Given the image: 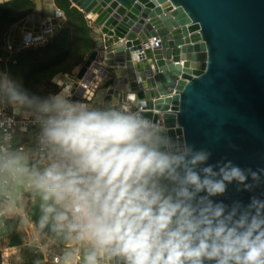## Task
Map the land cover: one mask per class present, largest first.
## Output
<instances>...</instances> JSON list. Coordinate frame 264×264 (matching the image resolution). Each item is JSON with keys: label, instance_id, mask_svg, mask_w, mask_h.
I'll list each match as a JSON object with an SVG mask.
<instances>
[{"label": "clouds", "instance_id": "1", "mask_svg": "<svg viewBox=\"0 0 264 264\" xmlns=\"http://www.w3.org/2000/svg\"><path fill=\"white\" fill-rule=\"evenodd\" d=\"M33 90L0 70V264H264V168L169 135L128 96ZM55 79V78H54ZM19 238L12 244V237Z\"/></svg>", "mask_w": 264, "mask_h": 264}, {"label": "water", "instance_id": "2", "mask_svg": "<svg viewBox=\"0 0 264 264\" xmlns=\"http://www.w3.org/2000/svg\"><path fill=\"white\" fill-rule=\"evenodd\" d=\"M34 2L10 31L15 51L55 35L65 18L55 0ZM70 2L96 26L77 74L86 86L100 81L95 97L128 96L174 139L210 151L211 164L264 168V0ZM261 192L230 186L220 199L247 203Z\"/></svg>", "mask_w": 264, "mask_h": 264}, {"label": "trees", "instance_id": "3", "mask_svg": "<svg viewBox=\"0 0 264 264\" xmlns=\"http://www.w3.org/2000/svg\"><path fill=\"white\" fill-rule=\"evenodd\" d=\"M65 9V17L67 26L61 29L55 37L42 49L31 50L21 55L15 68L26 70L31 76L41 78V80L54 81L55 75L65 73L62 66L72 55V49L78 48L79 52L83 51L82 43H86V53L91 52L95 48V42L84 14L75 8H71L70 4L61 5ZM27 9L33 11L35 4L29 0H16L11 3L0 5V26L14 25L23 20L28 14ZM74 21V23H72ZM71 22V24H70ZM74 29H80V33L71 32ZM80 34L82 38L80 37ZM85 53V54H86ZM84 63L82 58L74 65ZM71 69V68H70ZM67 73V72H66ZM64 75V74H62ZM19 238L13 244H18ZM27 264H31L32 256L25 253Z\"/></svg>", "mask_w": 264, "mask_h": 264}, {"label": "rangeland", "instance_id": "4", "mask_svg": "<svg viewBox=\"0 0 264 264\" xmlns=\"http://www.w3.org/2000/svg\"><path fill=\"white\" fill-rule=\"evenodd\" d=\"M64 3L70 4L71 8H75L74 5L70 2V0H55L56 8L60 11H62L64 14L66 12L65 9L61 8V5H64ZM78 10V9H77ZM27 14H31L33 11H30V9L26 10ZM74 23V21H72ZM71 24V22H70ZM14 25H6V26H0V70H6L8 71L11 76L15 79L20 80L26 88H31L33 90H39L43 89L45 93L50 91H56L58 86H61V82H56V78H58L60 75L64 74H72L77 70L78 68H81L88 57L90 56L91 52L95 49H93L91 52L89 51L86 53L87 45L86 43H82L81 47H83V51L79 52L78 48L72 49V55L70 58H68L65 62V65L61 67V69L64 70L65 73H58L55 75L54 81H48V80H41V78L36 76H31L30 73L26 70L15 68L18 62V58L25 54L26 52H29L31 50H38L42 49L44 46H46L52 39L55 37V35H52L48 37L45 41L37 42L30 44L26 46L25 48L14 50L12 48V45L9 44V34L11 29L15 26ZM67 26V19L66 17L61 21V29ZM90 28L92 29V35H94L93 30L96 29V26H93L89 24ZM59 30V31H60ZM71 32H78L80 33V29H74ZM83 36V34H82ZM81 34L79 38H82ZM96 46V43H95ZM86 53V54H85ZM84 59V63L80 65H74L75 63L79 62V60ZM71 68V69H70ZM67 72V73H66ZM18 237L13 236L11 243L17 241ZM0 248H2L3 256L5 258H10L14 256L17 252V250L14 247H4L2 244H0Z\"/></svg>", "mask_w": 264, "mask_h": 264}, {"label": "built area", "instance_id": "5", "mask_svg": "<svg viewBox=\"0 0 264 264\" xmlns=\"http://www.w3.org/2000/svg\"><path fill=\"white\" fill-rule=\"evenodd\" d=\"M69 86L72 88L75 94L74 97L78 96L80 90H84V93L82 94L81 98L85 99L86 101H91L95 97V92L97 91V85L86 86L82 82L77 80V78L76 82H74L73 85L70 84Z\"/></svg>", "mask_w": 264, "mask_h": 264}, {"label": "crops", "instance_id": "6", "mask_svg": "<svg viewBox=\"0 0 264 264\" xmlns=\"http://www.w3.org/2000/svg\"><path fill=\"white\" fill-rule=\"evenodd\" d=\"M14 1H16V0H0V5H3V4H6V3H11V2H14ZM29 1H31L32 3H34L35 4V2H34V0H29ZM34 11V10H33ZM33 13V12H32ZM31 13V14H32ZM31 14H29V15H27L25 18H27L28 16H30ZM84 14V13H83ZM84 16H85V18H86V15L84 14ZM24 18V19H25ZM22 21V20H21ZM43 24V22L41 21L40 22V25H42ZM89 24V23H88ZM93 33H94V31H93ZM97 35L94 33V35H93V39H94V42H95V40L97 39ZM95 48H96V46H95ZM79 70H80V68H78L77 70H75V72L74 73H72V74H67V76L68 77H70V79H71V85H73L74 84V82H76V78H77V74H78V72H79ZM62 76H64V75H60L58 78H56V82H61V84L63 85L64 84V79L62 78ZM95 81H97V82H93L92 83V85L93 86H95V85H98V82H100L97 78H96V80Z\"/></svg>", "mask_w": 264, "mask_h": 264}]
</instances>
